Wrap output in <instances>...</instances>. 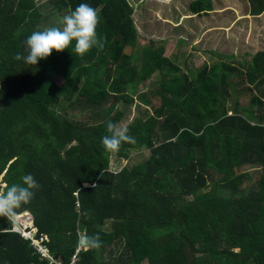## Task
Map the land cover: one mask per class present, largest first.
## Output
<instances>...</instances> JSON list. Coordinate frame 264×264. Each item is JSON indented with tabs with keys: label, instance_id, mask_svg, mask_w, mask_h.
I'll return each instance as SVG.
<instances>
[{
	"label": "trees",
	"instance_id": "16d2710c",
	"mask_svg": "<svg viewBox=\"0 0 264 264\" xmlns=\"http://www.w3.org/2000/svg\"><path fill=\"white\" fill-rule=\"evenodd\" d=\"M81 3L99 14L102 49L80 57L73 41L35 66L14 59L27 54L33 31L62 27V17ZM248 3L254 16L264 12V0ZM49 5L0 0V188L35 178L34 198L17 215H32L49 254L59 264H69L78 248L74 264H264V45L228 44L234 56L217 53L198 68L189 56L179 66L176 53L192 44L197 28L189 18L178 23L179 10L197 19L212 11L210 0L174 5L177 26L146 46H137L127 0ZM166 40L176 49L171 58ZM132 48L140 50L138 63ZM153 75L154 91L133 99ZM236 90L246 93L247 105L232 100ZM133 100L144 108L126 124L136 143L115 154L127 158L144 147L148 156L113 172L101 137ZM255 169L260 177L250 187L245 171ZM12 222L0 217V264H49L11 231ZM97 234L99 248L81 245Z\"/></svg>",
	"mask_w": 264,
	"mask_h": 264
},
{
	"label": "clouds",
	"instance_id": "9594fccd",
	"mask_svg": "<svg viewBox=\"0 0 264 264\" xmlns=\"http://www.w3.org/2000/svg\"><path fill=\"white\" fill-rule=\"evenodd\" d=\"M99 22L100 17L97 10L87 3H81L75 10L62 17L59 22L62 27L53 26L43 30L33 31L24 41L27 54L21 55L18 53L14 59L18 61L23 59L26 64L35 66L39 61L46 60L52 54L53 50L59 53L68 49L73 41H75L73 51L80 57H83L93 47L102 49L104 44L101 38H98L96 31ZM103 39L106 40V37ZM106 132L107 134L101 137V144L108 153L115 154L119 152L123 143H136L135 138L128 134V128L126 126L108 121L106 123ZM21 181V184H12L11 186L0 188V217H6L8 221H13L17 219L18 216L27 213L31 217V228L35 237L45 236L47 238L44 234L37 236V231L33 224V217L29 212L17 215V209L21 208L22 205L29 204L35 195L33 190L39 187L37 181L31 174L22 176ZM11 231H13L12 227ZM23 240L27 241L31 246L29 240L24 238ZM47 241L48 239L44 244ZM80 242L81 245L89 249L99 248L101 245L98 234L82 237ZM31 247L33 248V246ZM79 249L80 248H78L73 255L75 259ZM49 256L54 261L53 263H49L48 260L42 258L41 255L40 258L46 260L49 264H59V261L56 260L54 256L50 254ZM72 257L70 260H72Z\"/></svg>",
	"mask_w": 264,
	"mask_h": 264
},
{
	"label": "rangeland",
	"instance_id": "374dc122",
	"mask_svg": "<svg viewBox=\"0 0 264 264\" xmlns=\"http://www.w3.org/2000/svg\"><path fill=\"white\" fill-rule=\"evenodd\" d=\"M33 4L36 6H41V7H48L49 5V1L50 0H32ZM130 3V7L132 6L133 9L136 10V5L139 4L138 1L139 0H127ZM171 1L174 0H157V1H153V5H149L150 8L154 9V10H158V15L160 16L159 18L162 19V22L164 23H171L170 20H167L168 18H170V14H171V10L172 8H175L176 6H178V4H175L176 6L171 7L169 5V3ZM157 2V4H156ZM185 1L180 4L183 6L182 9H184V5H185ZM231 6H234L235 8H239L241 9L242 7V2L241 1H237V0H231L230 2ZM137 11H139V9H137ZM44 13L46 14L47 11ZM250 15H253L250 13ZM264 16V14H263ZM204 22H206V20H204ZM158 23H160V21H158ZM263 23H264V19H263ZM155 30L159 31L156 27H154V32L153 34H157L158 32H156ZM232 30L235 29H229L228 31H226L225 33L227 34V37H225V33L221 34L220 36L221 38L225 41H220L221 44H213L212 40L210 41H205V39H200L197 41H195L194 44H190L187 47L186 46H182L180 51L178 53H176V55L180 58L179 59V66L183 65L184 60H188L189 56L191 57V63L195 66V67H200L202 65H209L211 63V59H215V54H221L226 56H234L235 55V51L232 52L231 55L229 52V49L227 48V45L229 41V36L230 33L235 37L233 38V42H237L236 39L239 38V36ZM232 31V32H231ZM221 32V31H220ZM206 33L203 35L205 36ZM217 35H219V33H217ZM160 36V35H159ZM207 36V35H206ZM208 37V36H207ZM202 40V41H201ZM201 41V42H200ZM200 42V43H199ZM199 43V44H198ZM145 44V45H144ZM264 44V43H263ZM147 45V40L146 39H142L140 38V40L137 43V46H146ZM198 46L200 48H198ZM226 46V47H225ZM196 47V49H194ZM210 50L212 52H210ZM176 51L175 47H174V43L171 40H168L166 42V44L164 45V55L168 56L169 58L172 57V54H174ZM129 55H132L131 58L132 63H138V60H135V56H137L140 53V50H137L135 48H132L131 50H128ZM223 57V56H222ZM225 63L229 62V60L227 59H223ZM156 77L151 76L150 78H148L145 82H140L136 88L134 89V93L131 95L132 98L134 99V96L139 95V94H143L144 96H148V94L152 93L154 91L152 84L155 82ZM54 82L57 85H61L62 84V79L59 76L54 77ZM128 96V94H127ZM130 96V97H131ZM231 96L233 97L232 100H234L235 102L239 103L238 105H247L249 98L246 95V93L236 90L234 93L233 91L231 92ZM157 101L153 100L152 104L153 106H156ZM118 107L121 109L122 104H119ZM144 108L142 107H138V102H136V100L131 103L130 107L127 108L126 110V114L125 117L122 119V121L119 123V125H123L126 126L127 123H130L133 119L135 118H140L142 117V113H143ZM150 112H152L151 108H150ZM128 153V157L127 158H123L120 156H117L116 154H112L109 153L108 156V168L110 171L113 172H117L119 171L121 168L125 167V168H129L131 167L133 164L139 163L141 161H143L147 156H148V151L146 148L142 147V148H138L136 150H132V151H127ZM243 169H246V166H242ZM237 171L240 172V169H238ZM260 171V169H255L253 170H248L245 171L247 172V174L250 176H248V180H246V184H248V186H253L258 178L260 177V175L258 174V172ZM104 230H107V225L103 226Z\"/></svg>",
	"mask_w": 264,
	"mask_h": 264
},
{
	"label": "crops",
	"instance_id": "0c3cea01",
	"mask_svg": "<svg viewBox=\"0 0 264 264\" xmlns=\"http://www.w3.org/2000/svg\"><path fill=\"white\" fill-rule=\"evenodd\" d=\"M153 1L157 0H148L145 1V6L141 8L139 11H135L133 17H135L136 22V30L138 34V41L140 38L146 39L147 43L149 39H156L159 37V32H163L164 36L167 37L169 35L168 31L164 30H171L172 28H175L177 26V23H175L172 19V11H178L175 9L171 10L170 18L167 20H170L171 23H164L162 22V19L159 18L160 14L158 15V10H154L151 7L153 5ZM185 1L188 2L190 0H174L169 3L170 6H174L177 3L182 4ZM212 4V11H209L206 14H201L198 16L197 19H194L196 16L190 15L188 13H185L183 11L179 10V18L177 22L184 23L188 18L190 21H194L197 23V28L193 31L195 34V40L192 42V44L197 43L200 39H205V41H210L213 39V44H221L220 41H224L221 36V34H224L229 29H235L234 31L239 38L236 39L237 42H233V38H235L231 33L229 36V41L226 42L231 46H234L233 44L237 45H245L247 48L249 46H253L256 44V46L264 45V12L260 15H250V5L248 3V0H237L242 2L241 9L235 8L234 6H231L230 2L231 0H210ZM129 3V2H128ZM157 4V2H156ZM130 5V3H129ZM150 5V7H149ZM132 7V6H131ZM206 20V22H204ZM160 21V23H158ZM226 26V27H225ZM154 27H156L159 31L158 35H155L152 33L154 32ZM221 31V32H220ZM231 31V32H232ZM206 33L208 36H203ZM219 33V35H217ZM225 37H227V34L225 33ZM168 40H166L167 42ZM202 41V40H201ZM200 41V42H201ZM199 42V43H200ZM225 42V41H224ZM198 43V44H199ZM145 45V44H144Z\"/></svg>",
	"mask_w": 264,
	"mask_h": 264
},
{
	"label": "built area",
	"instance_id": "2783aa9c",
	"mask_svg": "<svg viewBox=\"0 0 264 264\" xmlns=\"http://www.w3.org/2000/svg\"><path fill=\"white\" fill-rule=\"evenodd\" d=\"M12 230L19 233L21 237L30 241L31 246L35 249L37 253L41 255L42 258L48 260L49 263L54 261L49 256L44 242L47 240L45 236L36 238L34 232L31 228V217L29 214L24 213L21 216H18L17 219L13 220ZM75 256L72 257V260L69 264H74Z\"/></svg>",
	"mask_w": 264,
	"mask_h": 264
}]
</instances>
